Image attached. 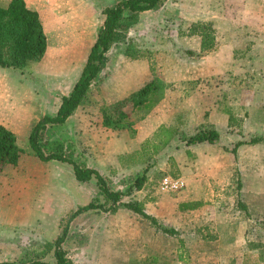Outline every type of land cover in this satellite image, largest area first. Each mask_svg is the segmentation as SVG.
<instances>
[{
    "label": "rangeland",
    "instance_id": "1",
    "mask_svg": "<svg viewBox=\"0 0 264 264\" xmlns=\"http://www.w3.org/2000/svg\"><path fill=\"white\" fill-rule=\"evenodd\" d=\"M43 1L49 12L41 17L44 56L29 69L0 67V123L23 149L16 165L0 171V261L54 264L52 242L61 223L92 200L110 205L95 179L77 181L70 164L32 155L27 136L70 92L103 22L102 9L118 0ZM56 3L64 10L53 9ZM199 21L212 22L215 47L198 57L186 55L183 50L199 51L201 36L192 32ZM121 34L83 103L65 123L49 125L42 143L62 142L67 157L96 168L110 189L122 192L121 202L141 201L177 234L162 232L123 205L115 212L88 210L70 222L62 244L66 256L74 264H264V140L246 143L264 137V0H163ZM80 39L86 45L77 66L71 53L57 60ZM52 61L61 63L53 67ZM153 78L165 83L163 96L154 94L153 105L135 106L129 96ZM124 98L130 129L105 126L103 115L115 116L110 105ZM218 113L229 120L226 126L218 122L217 130L207 121L223 118ZM145 123L157 131L135 144L131 138ZM210 127L222 135L210 147L220 149L223 162L214 167L200 153L195 166V149L185 141L173 151L181 133ZM234 136L244 142L236 153ZM166 176L177 182L165 185ZM257 178L263 194L251 190ZM198 191L207 193L206 203L194 211L183 206Z\"/></svg>",
    "mask_w": 264,
    "mask_h": 264
},
{
    "label": "trees",
    "instance_id": "2",
    "mask_svg": "<svg viewBox=\"0 0 264 264\" xmlns=\"http://www.w3.org/2000/svg\"><path fill=\"white\" fill-rule=\"evenodd\" d=\"M163 0H118L111 6L102 9L104 19L97 30L95 40L90 47L86 61L81 73L73 84L68 94L60 97V103L54 115L45 114L41 116L30 128L27 136L28 148L32 155L41 161L58 160L71 165L74 178L80 182H87L95 179L98 191L105 198L104 201L110 203L105 207L104 203H96L94 200L85 205L79 206L61 223L60 234L52 242V254L54 264H74L66 256L63 249V242L67 238L70 222L80 213L88 210H101L104 212H115L119 205L137 213L142 218L149 221L155 228L162 232L175 235L177 230L160 224L155 216L148 213L144 204L138 200L121 202L122 192L112 190L108 187L105 177L93 167L82 166L75 160L66 156L64 144L57 140H52L43 146L42 133L49 125L63 124L75 112L77 107L83 103L84 97L92 82L98 78L99 73L105 64L106 52L110 46L122 35L129 26L135 24L142 12L149 11L157 7ZM197 28L192 32L201 36L198 53L191 50H183L186 55L201 56L199 54L210 51L215 47V29L210 21H199L195 23ZM47 49V37L37 9L27 5L26 0H10L6 6H0V67L17 68L20 70L29 69L36 62H39ZM165 83L153 78L144 86L133 92L129 100L134 101L135 106H149L156 101L154 94L163 96ZM128 98H124L112 103L111 110L115 116L103 115L101 121L111 129H130L132 123L129 121V114L122 110ZM150 105V106H151ZM181 140L187 144L201 142L216 143L220 134L214 127L208 129H198L194 133H181ZM264 140L263 136L253 137L246 143H256ZM243 141H237L232 151ZM47 149L46 150H44ZM23 149L17 142L16 134L0 123V171L8 165H16L19 161ZM143 178L134 183L136 189L141 188ZM244 204V203H243ZM242 207L244 205L241 204ZM0 264H50L46 261L24 262L21 260H2Z\"/></svg>",
    "mask_w": 264,
    "mask_h": 264
},
{
    "label": "crops",
    "instance_id": "3",
    "mask_svg": "<svg viewBox=\"0 0 264 264\" xmlns=\"http://www.w3.org/2000/svg\"><path fill=\"white\" fill-rule=\"evenodd\" d=\"M2 0H0V6H6L7 4H8V2L10 1V0H4V2H1ZM26 2H27V5H29L30 7H32V8H35V9H37L38 10V12H39V15H40V18L42 17V12L44 11V12H47V9H45V7L48 5L47 3H45V1H43V0H40V1H38V0H36V1H32V0H26ZM51 7L53 8V9H55V10H57V11H62V10H64V7L63 6H61L59 3H56L55 5H51ZM49 12H47V14H48ZM41 21H42V19H41ZM42 24H43V27H44V23L42 22ZM78 44L77 45H74L73 47H78V45H79V48H80V50H82L83 48V39H80V40H78ZM80 54V53H79ZM65 55H67L66 54V52H64L60 57H62L61 59L59 58V59H57V60H62V59H67V58H63ZM57 57H59L58 55H56ZM77 56H79L78 54H77ZM71 57H73V61H71V62H74L75 63V65L77 66L78 65V63H79V61H78V58L77 59H75V57H76V55H72V53H71V56H69V58H71ZM74 59H75V61H74ZM53 62L54 61H52V63H51V65L53 66V67H56L55 65L56 64H53ZM216 114H217V112H215ZM218 114H220V115H222L223 116V118H221V119H218V121H217V119L215 120V118H216V116H213L212 118H210L207 122H210V123H212V124H215V126H216V128H217V130H218V122L220 123V125L221 124H224L225 126L227 125V120H229V117H228V115L227 114H224V113H218ZM207 117H208V115H207ZM215 120V121H214ZM202 123L204 122V121H201ZM146 125L145 126H143L142 128H139V129H137V133H136V136H135V139H132L131 138V140L135 143V144H141V143H143L144 141H145V139H147V138H150V136L151 135H153L156 131H157V128L156 129H154V130H151V131H148V127L150 126V124L149 123H145ZM149 132H150V134H149ZM221 134H220V138H221ZM219 138V139H220ZM233 139H235L236 141L235 142H237L238 141V137H237V139L235 138V136L233 137ZM172 144H175L174 145V150L173 151H176L175 149H177L178 148V146H182L184 143H183V141H180L179 142V139H174V141H173V143ZM205 144V145H204ZM185 145V144H184ZM214 145V143H206V142H201V143H195V144H186V148L187 149H191V148H194L195 149V153H194V155L195 156H197L198 158H196V164H195V166L198 164V159H202L201 157H199V155H200V153H201V155H205V157H206V155H207V160H210V162L214 165V167L218 164V163H221V162H223V158L220 156V155H222V153H221V151H220V149H216V148H214V149H212V147H210V146H213ZM234 146V145H233ZM239 147V146H238ZM201 150H199V149ZM193 149V150H194ZM238 149V148H237ZM193 150H192V152H193ZM206 150H209V151H212L211 153L212 154H216V155H212V154H209V153H207V154H205V153H202V152H204V151H206ZM172 154V156H173V159H174V161L176 160L177 161V157H176V155H174V153H171ZM211 155V156H210ZM240 163H241V161H240V159L237 157V164L236 165H240ZM254 163H257V162H254ZM223 164V163H222ZM178 166L179 167H181L179 164H178ZM211 172H213V173H216L217 172V168L216 169H212L211 170ZM218 172H220L219 170H218ZM225 174V173H224ZM244 184V183H243ZM242 188L243 187H241V188H239V191H240V195L242 196V194H243V190H242ZM262 188V185H261V183H260V181L258 180V178H257V180L255 181V184H254V186H253V188H251V190H253V192H255V194H263V190L261 189ZM211 190V192H213V190L212 189H210ZM197 194H199V196L198 197H196V196H194V195H192L191 196V198H193V199H186V200H184V201H182V203H183V206L184 205H186V207H187V209L188 208H190V209H193V211L195 210V209H198V207H202L201 206V204L202 203H206V200H207V198H205V196L207 195V193L206 192H202V191H198V193ZM204 195V196H203ZM195 197V198H194ZM208 199H210V198H208ZM211 200V199H210ZM208 207H213V206H211L210 204L208 205ZM244 255V254H243ZM241 253H240V256H243ZM248 255L249 256H252V253H248ZM229 256H234V253H230L229 254Z\"/></svg>",
    "mask_w": 264,
    "mask_h": 264
},
{
    "label": "bare ground",
    "instance_id": "4",
    "mask_svg": "<svg viewBox=\"0 0 264 264\" xmlns=\"http://www.w3.org/2000/svg\"><path fill=\"white\" fill-rule=\"evenodd\" d=\"M85 45H86V41L83 39V47L82 48H84L85 47ZM78 49V50H77ZM80 48L79 47H73V46H69V49H68V51L66 52V54H69V53H72V55H76V57H77V54L79 55V53H80ZM75 57V59H77ZM81 58V57H80ZM79 58V59H80ZM75 59H74V61H75ZM61 62L60 61H54L53 62V64H60Z\"/></svg>",
    "mask_w": 264,
    "mask_h": 264
},
{
    "label": "built area",
    "instance_id": "5",
    "mask_svg": "<svg viewBox=\"0 0 264 264\" xmlns=\"http://www.w3.org/2000/svg\"><path fill=\"white\" fill-rule=\"evenodd\" d=\"M168 182L171 183L170 186H172L177 182V180H174L171 176H166L164 179V184L167 185Z\"/></svg>",
    "mask_w": 264,
    "mask_h": 264
}]
</instances>
